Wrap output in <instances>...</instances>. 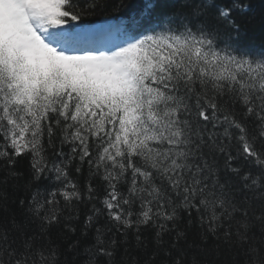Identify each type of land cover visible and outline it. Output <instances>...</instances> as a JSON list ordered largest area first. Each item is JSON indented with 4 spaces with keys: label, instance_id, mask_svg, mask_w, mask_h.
<instances>
[{
    "label": "snow or ice",
    "instance_id": "obj_1",
    "mask_svg": "<svg viewBox=\"0 0 264 264\" xmlns=\"http://www.w3.org/2000/svg\"><path fill=\"white\" fill-rule=\"evenodd\" d=\"M98 7L0 0V185L28 193L0 223V264H138L145 232V264H200L193 229L264 264V52L239 45L246 6L144 0L93 28Z\"/></svg>",
    "mask_w": 264,
    "mask_h": 264
},
{
    "label": "trees",
    "instance_id": "obj_2",
    "mask_svg": "<svg viewBox=\"0 0 264 264\" xmlns=\"http://www.w3.org/2000/svg\"><path fill=\"white\" fill-rule=\"evenodd\" d=\"M236 1V2H235ZM85 0H80L83 6ZM103 7H98L94 14L89 15L86 20L88 24L99 22L101 20H112L113 23L118 22L117 18L126 17L133 9L142 4V0H123L126 7L117 8L121 0H102ZM218 3L231 5L234 2L245 5L235 15V19L241 24L242 30L239 38V45L253 54L264 52V0H217ZM157 5V11L160 13L175 10L179 5V0H154ZM2 163V161H0ZM29 167L28 159H21L17 164V169L27 172ZM4 175V171L0 168V178ZM86 175V173H85ZM78 179L81 184L84 183V176L73 177ZM0 190H6L8 195L7 209L0 208V223H3L11 214H16L20 217V210L16 207L14 201L19 198H24L28 193L24 192L18 187H13L12 182L8 185H0ZM83 213V208H81ZM83 219V215H81ZM52 239L60 244L61 252L67 248V243L64 242V236L59 234V229L53 228L51 231ZM148 240V247L146 252L135 250L131 252V256L135 257L138 264H145V261L152 254L154 250V243L152 241V233L145 232ZM75 237H68V241ZM189 243L193 245H200V247H191L187 252V260L190 262L193 258L198 260L200 264H244L245 257L239 251L229 252L224 247L217 248L209 238L207 244H200V237L198 230L193 229L188 234ZM203 249V250H201ZM70 258V257H69ZM64 257L61 256V260ZM167 257L163 251L151 261V264H166ZM117 262H120V255H117ZM77 264H81L78 260Z\"/></svg>",
    "mask_w": 264,
    "mask_h": 264
},
{
    "label": "bare ground",
    "instance_id": "obj_3",
    "mask_svg": "<svg viewBox=\"0 0 264 264\" xmlns=\"http://www.w3.org/2000/svg\"><path fill=\"white\" fill-rule=\"evenodd\" d=\"M144 2V0H142V3ZM236 2V1H235ZM134 10V9H133Z\"/></svg>",
    "mask_w": 264,
    "mask_h": 264
}]
</instances>
